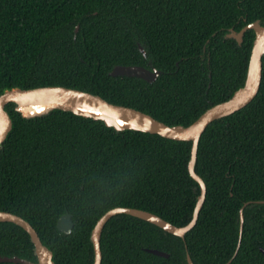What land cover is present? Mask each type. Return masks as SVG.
<instances>
[{"label":"trees","instance_id":"trees-1","mask_svg":"<svg viewBox=\"0 0 264 264\" xmlns=\"http://www.w3.org/2000/svg\"><path fill=\"white\" fill-rule=\"evenodd\" d=\"M255 19L264 24V0H0V94L64 84L186 125L244 83L255 32L246 30L242 43L226 33ZM117 63L163 72L154 81L110 75ZM6 109L13 126L0 148V209L28 219L55 264H93L92 228L117 205L178 225L191 219L200 192L188 170L191 141L116 129L61 108L32 117L14 102ZM195 168L207 191L185 237L118 213L104 225L101 264H188L187 252L196 264H224L236 251L248 200L229 264H264V202L254 201L264 199V56L257 95L207 125ZM67 211L68 233L57 226ZM0 254L37 259L30 234L12 221H0Z\"/></svg>","mask_w":264,"mask_h":264},{"label":"water","instance_id":"water-1","mask_svg":"<svg viewBox=\"0 0 264 264\" xmlns=\"http://www.w3.org/2000/svg\"><path fill=\"white\" fill-rule=\"evenodd\" d=\"M78 28L79 25L77 24L75 28L76 31ZM248 29H253L255 36L244 83L234 90L228 98L212 104L193 122L186 125L181 123L169 124L139 108L115 103L100 94L64 84H44L26 88L16 86L8 88L0 94V148L13 126V118L10 112L6 109V104L9 102H14L15 108L26 117L42 115L48 113L54 108H61L64 110H71L84 116H90L95 119H102L108 126H113L116 129L131 128L158 133L173 139L191 141L188 170L200 186V192L197 195L191 219L185 224L178 225L148 209L126 205L111 207L97 219L91 231V240L94 247L93 264H101L102 262V231L105 223L115 214L128 213L143 218L162 227L164 230L183 238L185 237L186 232L196 224L207 191V185L204 178L195 168L200 137L209 123L214 119L231 114L247 105L254 99L260 88L263 73L264 24L260 19H255L246 23L239 30L231 27L226 33V37H233L238 43H242L244 33ZM139 49L146 55V49L141 43H139ZM162 72V69L155 66L147 67L138 63H117L109 71V74L138 76L148 81H154ZM34 104L41 105L38 106L37 109L30 111L23 109V107L27 105ZM254 201L264 202V199ZM250 202H252V200L245 201L240 207V230L237 248L233 256L224 264H229L231 262L240 247L245 220L244 208ZM72 217L73 214L69 211L60 215L57 220L58 228L66 233L70 232L74 226V220ZM0 221H12L26 229L34 243L37 257L36 260H31L18 254H0V261L20 262L24 264H55L53 250L43 242L38 231L28 219L13 211L0 209ZM144 249L165 257L170 255V252L157 247H144ZM261 250L264 253V247H261ZM186 258L188 264H196L189 252H187Z\"/></svg>","mask_w":264,"mask_h":264},{"label":"bare ground","instance_id":"bare-ground-1","mask_svg":"<svg viewBox=\"0 0 264 264\" xmlns=\"http://www.w3.org/2000/svg\"><path fill=\"white\" fill-rule=\"evenodd\" d=\"M34 105L40 106L41 104H34ZM27 106H29V105H27Z\"/></svg>","mask_w":264,"mask_h":264}]
</instances>
